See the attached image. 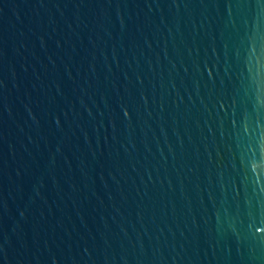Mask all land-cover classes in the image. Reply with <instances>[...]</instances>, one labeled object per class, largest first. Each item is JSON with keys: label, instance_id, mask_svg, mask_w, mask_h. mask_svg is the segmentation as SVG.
Instances as JSON below:
<instances>
[{"label": "water", "instance_id": "water-1", "mask_svg": "<svg viewBox=\"0 0 264 264\" xmlns=\"http://www.w3.org/2000/svg\"><path fill=\"white\" fill-rule=\"evenodd\" d=\"M0 264H264V0H0Z\"/></svg>", "mask_w": 264, "mask_h": 264}]
</instances>
